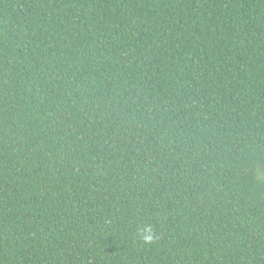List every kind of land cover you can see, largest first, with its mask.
I'll return each instance as SVG.
<instances>
[{
    "label": "trees",
    "instance_id": "obj_1",
    "mask_svg": "<svg viewBox=\"0 0 264 264\" xmlns=\"http://www.w3.org/2000/svg\"><path fill=\"white\" fill-rule=\"evenodd\" d=\"M0 264H264V0H0Z\"/></svg>",
    "mask_w": 264,
    "mask_h": 264
},
{
    "label": "clouds",
    "instance_id": "obj_2",
    "mask_svg": "<svg viewBox=\"0 0 264 264\" xmlns=\"http://www.w3.org/2000/svg\"><path fill=\"white\" fill-rule=\"evenodd\" d=\"M140 231L142 232V238L144 239L145 242H152L153 230H152V227L150 225L143 228Z\"/></svg>",
    "mask_w": 264,
    "mask_h": 264
}]
</instances>
